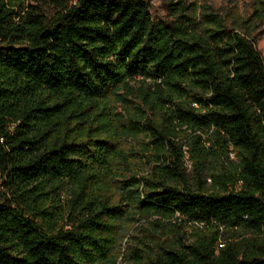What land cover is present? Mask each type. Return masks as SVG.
<instances>
[{"label": "trees", "instance_id": "obj_1", "mask_svg": "<svg viewBox=\"0 0 264 264\" xmlns=\"http://www.w3.org/2000/svg\"><path fill=\"white\" fill-rule=\"evenodd\" d=\"M168 8L0 0V264H116L151 218L210 234L140 238L138 264H264V0L243 21Z\"/></svg>", "mask_w": 264, "mask_h": 264}, {"label": "rangeland", "instance_id": "obj_2", "mask_svg": "<svg viewBox=\"0 0 264 264\" xmlns=\"http://www.w3.org/2000/svg\"><path fill=\"white\" fill-rule=\"evenodd\" d=\"M75 1V0H74ZM150 4V10L153 17L156 20H170L171 15L168 8L170 0H147ZM252 2L253 0H195L196 6H199L200 10L204 7L215 10L216 12L226 15L228 18H238V20L247 19L252 13ZM257 36L256 47L264 56V27H260L255 33ZM137 85V84H136ZM149 117H153L149 114ZM160 119V117H159ZM178 136L181 143H185V136L190 132L184 128H178ZM135 144V142H133ZM187 151L186 148H184ZM221 165H219L218 173H222L226 169L230 170L232 167L238 165L239 160L235 151H230L228 156H221ZM187 172L190 176L193 175V163L189 156V151L186 154L185 160ZM240 185V182L237 184ZM207 189H217L214 178L208 176L207 178ZM155 219L149 220L142 219L135 223V225H128L125 230L127 231L126 236L121 237V241L117 247V263L116 264H138L137 261L140 259L138 253L143 245L140 242V238L148 237V242L154 240L156 243H163V245H179L180 242L185 244H191L201 235H209V228L203 224H192L182 223L178 227L171 225L159 227L153 223ZM176 222V221H174ZM178 224V222L176 223ZM229 236V232H223L222 239H219V245L222 246L225 243V237ZM152 243V242H151ZM153 244V243H152Z\"/></svg>", "mask_w": 264, "mask_h": 264}]
</instances>
